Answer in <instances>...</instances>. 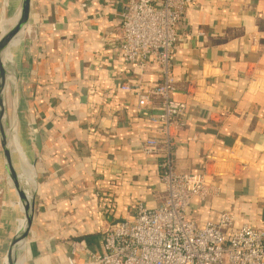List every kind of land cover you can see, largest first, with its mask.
Segmentation results:
<instances>
[{
	"label": "crops",
	"instance_id": "obj_1",
	"mask_svg": "<svg viewBox=\"0 0 264 264\" xmlns=\"http://www.w3.org/2000/svg\"><path fill=\"white\" fill-rule=\"evenodd\" d=\"M126 1L33 0L18 108L38 179L27 264H68L82 240L99 252L104 228L139 204L163 203L162 157L142 150L152 136L162 140L150 122L160 101L140 104L137 91L121 89L146 92L160 78L125 65L108 41L121 35ZM186 16L172 69V95L187 104L174 158L178 170L207 171L220 186L216 197L194 198L189 215L204 225L228 211L236 228L264 231V0H195ZM2 207L1 199L0 216Z\"/></svg>",
	"mask_w": 264,
	"mask_h": 264
},
{
	"label": "built area",
	"instance_id": "obj_2",
	"mask_svg": "<svg viewBox=\"0 0 264 264\" xmlns=\"http://www.w3.org/2000/svg\"><path fill=\"white\" fill-rule=\"evenodd\" d=\"M194 1L127 0L119 15L121 35L109 34L108 41L115 42L125 65L142 73L156 72L160 78L146 92L127 82L121 89L137 91L140 104L153 98L160 101L161 110L150 116V122L162 140L152 136L142 150L162 157L165 194L159 207L139 204L131 219L104 228L101 251L90 250L83 240L74 242L68 264H264V231L248 225L236 228V217L228 211L204 225L189 215L194 198L206 201L220 192L207 171L182 172L174 158L187 104L172 95L173 59Z\"/></svg>",
	"mask_w": 264,
	"mask_h": 264
},
{
	"label": "water",
	"instance_id": "obj_3",
	"mask_svg": "<svg viewBox=\"0 0 264 264\" xmlns=\"http://www.w3.org/2000/svg\"><path fill=\"white\" fill-rule=\"evenodd\" d=\"M19 15L6 35L0 32V145L3 153L4 172L7 179V189L10 197L17 196L23 215L22 228L18 229L11 238L8 252V264H27L29 237L34 225L36 212V196L38 179L36 165L33 163L31 192L28 193L18 175L15 165L13 142L21 136L19 110L14 99V106L10 107L9 86L6 80L10 70L11 59L9 53L13 43L21 36H25L33 25V0H20ZM19 223H15L18 225Z\"/></svg>",
	"mask_w": 264,
	"mask_h": 264
},
{
	"label": "bare ground",
	"instance_id": "obj_4",
	"mask_svg": "<svg viewBox=\"0 0 264 264\" xmlns=\"http://www.w3.org/2000/svg\"><path fill=\"white\" fill-rule=\"evenodd\" d=\"M19 5H20V0H4L2 6V14L0 16V32L2 35H6L9 32L12 25L15 23L19 15V8H20ZM29 32H31V29L28 31V33ZM26 35L24 37L21 36L14 41L13 43L14 50L11 53H9V59H11V64L9 66L10 70L8 72V76L6 77V80L9 86L8 88H9V96H10L9 97L10 107L14 106L15 104L14 99L16 100L18 108L20 107V105L21 107L23 106V100L20 95L21 81H20L19 67L22 59L23 46L25 44L24 38L26 37ZM13 95H14V99H13ZM23 126H24L23 119L21 118L20 128H23ZM13 145H14L13 148L15 153V165L18 175L23 185L25 187H29L27 189V192L30 193L31 192L30 186H32V178H33L32 175L33 161H34L33 153L32 151L29 150L28 143L24 138V136H22V134L20 137L18 136L17 139L14 140ZM2 163L3 161H1L0 163L1 166H3ZM3 204H4V208L1 217L0 232L2 231L4 232V237H3L4 243H3V254L1 260H2V264H8V252H9L10 240L12 238V235L18 229L22 228L21 225L24 219L20 211L21 208L19 206L17 196L13 194V197L11 198L9 192L7 191V187L3 198ZM16 222L19 224L15 225ZM9 229H10V233L7 234Z\"/></svg>",
	"mask_w": 264,
	"mask_h": 264
},
{
	"label": "rangeland",
	"instance_id": "obj_5",
	"mask_svg": "<svg viewBox=\"0 0 264 264\" xmlns=\"http://www.w3.org/2000/svg\"><path fill=\"white\" fill-rule=\"evenodd\" d=\"M31 30H33L32 27H31ZM34 33H35V32H34ZM34 33L31 31V34L28 35V36H26V37L24 38L25 43L27 42V44H24V55H26V52L29 51V44H30V42H31V38H32V36H33ZM24 69H25V66H24V64L22 63V65H21V74H23ZM21 80H23V77L21 78ZM24 84H26V83H24ZM24 84H23V85H24ZM9 97H10V96H9ZM9 97H8V98H9ZM9 108H10V106H9ZM10 110H11V109H10ZM27 118H28V117H27ZM27 118H26V120H27ZM27 121H28V124L30 125V127H29V125H28L29 130H31V126H33L32 128H34V125L30 122V120L28 119ZM29 136L31 137V134H30ZM2 155H3V153H2V149H1V145H0V156L2 157V159H1V157H0V162L3 161V156H2ZM2 165H3V163H2ZM2 170H4V165L0 167V173H1ZM3 186H5L4 191L6 192V187H7V179H6V176H4V179H2V178L0 179V205H1V199L3 200V198H4ZM24 188L27 190L29 187H25V186H24ZM7 191H8V189H7ZM14 204H15V203H14ZM3 208H4V204H3V207H2V209H1L2 211H1L0 219H1V217H2ZM0 221H1V220H0Z\"/></svg>",
	"mask_w": 264,
	"mask_h": 264
}]
</instances>
